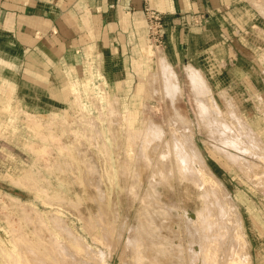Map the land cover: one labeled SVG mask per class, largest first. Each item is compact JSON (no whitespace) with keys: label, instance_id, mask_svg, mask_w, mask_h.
<instances>
[{"label":"rangeland","instance_id":"1","mask_svg":"<svg viewBox=\"0 0 264 264\" xmlns=\"http://www.w3.org/2000/svg\"><path fill=\"white\" fill-rule=\"evenodd\" d=\"M248 1L249 0H246L244 2V9L247 14H249V18H251L252 21L248 23L247 30L242 32V34L240 33V37L248 47L244 48L242 46L243 48L239 49L241 53L235 56L238 62L236 65L237 70L233 71L229 65H221L219 61H216L213 52L205 55L203 58L204 64H202L201 67H197L201 68L202 72L205 74L215 98L217 100L219 99L218 96H220L221 91H226L232 96L239 104L240 111L246 123L249 124L248 126L264 142V16L259 13L257 9L252 7L250 1ZM258 3L264 8V0H259ZM150 47L152 50L158 49V46L156 47L155 44L147 38L143 48H140L141 52L138 54L135 61L137 73L136 86L125 87L120 92L115 91L114 88L106 84L101 78L100 71L94 68L93 64L86 66L78 76L71 78V90H69L66 103L62 104V106L66 108L59 114H56L58 117H55L54 123L52 120L55 115L35 117L19 113L15 108H7L0 113V264L13 263L12 260L14 259L11 258L15 257V250L18 248L13 245V243H15L12 242L13 235L15 241L17 238L20 244L26 241V243H36L33 245L36 247H38V243L41 245L43 243L49 248H53L54 245L55 248L57 247L59 249L58 251L56 248L57 252H60V257L67 259L66 261L62 259L63 263L66 264H85L86 262H90L91 264H184L186 260L182 258L187 256H189V260L187 257V262H192L189 247L197 249L200 246L197 242L192 244L190 239L192 235H189L190 233L186 230L184 226L186 223L184 222H192L194 219L195 221L197 220L196 211L201 210L206 205V202H203L204 198H202L201 193L207 190L202 186H200V189L197 183L187 180L183 176L179 177L181 175L177 173L178 170H175L177 169L175 168V164L173 166L175 160L173 161L169 154V146L173 143L172 137L174 138L175 136V138H179L178 133L180 134L181 132L180 127L177 125L178 122L170 117L171 114L175 113V115H181L183 118L190 120L189 125L193 130L196 144L205 156L212 171L222 180L229 190L231 200L234 203L233 205H235L237 209L235 206L234 208L236 211L239 210L237 212L242 216V227L250 244L249 247L253 264H264V174L261 175L262 171L264 172V168H262L261 174L259 175L262 177V179H259L260 182L257 183V179L249 177L250 182L245 175H241V170L233 168L217 153L214 145L218 142L213 139L209 142L208 136L205 134L206 131L202 130V126H200L201 124H199L196 118L197 110L196 108L194 109V107H197L195 105L196 100L194 98L195 96L190 94L192 90L185 84L182 72L183 66L172 64L178 73L180 82V91H174L176 93L179 92L176 96L175 94L173 95L172 91V93L170 92L171 95L170 93L167 94V99L168 97L170 99L166 100V94L163 90L159 95L152 93L147 80V77H149L154 69L150 57L147 54V50ZM161 49H164L163 46ZM218 58L217 56V59ZM235 63L236 62H232L231 64ZM148 71L150 73H148ZM73 81H77L78 94L73 91ZM95 84L99 88L102 87V95L97 93L99 89H97ZM187 90L191 91L188 92ZM105 94L109 99L104 97ZM170 96H174L176 99ZM105 98L109 100V102L110 100L113 101L111 104L113 103V113L116 116H112L117 118L115 121L119 119L118 121L112 122L114 118L112 119V117L109 116L111 114L108 110L109 105L106 106V104L110 103H108ZM115 99H117L118 102ZM115 101L118 103L117 105ZM219 105L222 107L221 103H219ZM171 106H173L174 109ZM170 110L171 113L169 114ZM148 116L151 119L153 118L152 120H156L154 122L157 124L151 128L152 131L149 130L150 135L155 136V141L156 139L157 141H153L154 143L151 142L150 144L146 143L149 142L153 136L147 139L145 143H141V138H133V136H131L133 132L137 133L145 130L143 125H145L146 120L150 119ZM121 117L124 118L122 119ZM120 118L121 120L125 119L124 122L121 121ZM121 123L123 126L120 125ZM195 123H197V125ZM27 125L30 126V128H28ZM108 131H110V134ZM174 133L177 134V136L174 135ZM101 138L104 141L100 140ZM146 138L147 137H145V139ZM158 139L161 140L158 141ZM168 139H171L172 143H170ZM103 142H105L104 144L106 145H103ZM212 142L215 143L213 144ZM245 142H243V145H245ZM144 147L146 148L143 149ZM141 151L144 153V158L142 157ZM161 153H168L170 158H160V162H158ZM237 154L245 159L253 160L259 165L261 163L244 154ZM168 161L172 163H168L169 166L166 165L167 168L165 165L161 166L157 164V162L167 163ZM261 164L263 167L264 163ZM152 172H155V175H153L154 173ZM165 173L173 175L170 178L169 176L166 178L164 175ZM85 174L87 175L84 176ZM160 174H163L161 175L162 177H160ZM242 174L244 173L242 172ZM87 176L89 177L87 178ZM139 177L143 179L141 180ZM153 177L155 178L153 179ZM179 178L182 180H178ZM251 179H253V181ZM90 180L93 182V185ZM158 181H162V183ZM155 182H158L156 183V187L154 184ZM150 183L154 185L155 188ZM158 184L161 185L158 186ZM202 188H204V190H202ZM259 188L262 189V191ZM148 198L152 200L150 201ZM208 199L206 200L208 201ZM158 205H160V207ZM100 213L102 216H100ZM37 216H39V218ZM175 216L177 218H175ZM58 217H60L62 221ZM223 217L226 219L227 214L225 216L223 215ZM106 218H108V220H106ZM149 218L150 220H148ZM88 219H90L89 222ZM230 219H232V217ZM230 219L227 217L226 221ZM53 220H57V222L55 223ZM58 220L60 221L58 222ZM90 221L93 223L91 222V224ZM215 221H217L215 223L216 225L220 224V221ZM166 222H168V224ZM230 222L231 220L228 223L230 224ZM99 223H102L103 226H101V224L100 227ZM106 223L108 224L107 227ZM169 223L173 224L171 225ZM55 225L60 226L61 230H59V232L57 231L59 227H57L58 229L56 230ZM92 225H94L96 230ZM152 225L156 227H152ZM65 226H68L67 230ZM85 226H91L87 228L92 230H85ZM165 227L166 229H164ZM99 228H102V230ZM120 228L121 230H119ZM223 228L224 226H219L218 228L217 226L214 227L218 232ZM65 231L67 234H70L67 235ZM72 232L74 233L72 234ZM41 233L43 236L45 235L43 241L42 237H40ZM62 233H65V235H67L66 237H72V240H69L71 239L70 237L68 240L67 238L65 239V235L61 236ZM16 235L18 236L16 237ZM93 236L96 237L94 238ZM49 237L52 239L49 240ZM21 238L22 241L24 238L23 242H21ZM73 239L75 243L77 241H82V245H87H83L86 249V253L82 252L85 251L84 249L80 250L79 254H83H78V257H74L69 253L71 248L70 244L73 250L77 251L76 247H74L75 243L72 244ZM98 239L102 242L99 243L100 240ZM187 239L190 240L188 241ZM50 241L52 242L49 243ZM167 241L169 243H167ZM19 242L16 243V246L17 244L20 245ZM55 242L58 245H55ZM65 242L67 246L64 245ZM60 243L61 246H59ZM78 243L80 244V242ZM189 243H191V246H188ZM111 244L112 247H110ZM206 245H208V243L204 246ZM62 246H64V248ZM109 247L111 250H109ZM177 253H179V255ZM188 253L189 255H187ZM217 255L219 256L218 253L214 254V256ZM86 258L90 259L87 260ZM177 259L180 262H178ZM202 259L204 260V257H202L201 260ZM99 260L101 262H98ZM208 260H210V257ZM212 260L213 258H211V261ZM187 262L186 264H188Z\"/></svg>","mask_w":264,"mask_h":264},{"label":"crops","instance_id":"2","mask_svg":"<svg viewBox=\"0 0 264 264\" xmlns=\"http://www.w3.org/2000/svg\"><path fill=\"white\" fill-rule=\"evenodd\" d=\"M245 1L0 0V113L59 114L71 78L90 64L115 91L135 87V61L149 38L146 8L163 17L171 64L201 67L213 52L236 71L235 56L248 47L240 33L252 21Z\"/></svg>","mask_w":264,"mask_h":264},{"label":"bare ground","instance_id":"3","mask_svg":"<svg viewBox=\"0 0 264 264\" xmlns=\"http://www.w3.org/2000/svg\"><path fill=\"white\" fill-rule=\"evenodd\" d=\"M250 1V5L252 7H254L255 9H257L259 11V13H261L263 16H264V8L258 3L257 0H249ZM248 1V2H249ZM261 3V2H260ZM147 54L149 55L150 57V60L152 62V65H153V70L152 72L150 73L148 71V73H150L149 77H147V80H148V85L150 86L151 90H152V93L155 94V95H159L161 93V91L163 90V92L166 94L165 98L166 100L170 99L168 97L167 99V94H169L170 92L172 93L173 91V95L175 94H178L176 93L178 90H179V85H180V82H179V78H178V73L176 72V70L174 69V67L172 66V64L170 63V61L168 60L166 54L164 53L163 49H161L160 47H158L157 50H152L151 47L148 48L147 50ZM223 63V61H222ZM222 65V64H221ZM150 66V65H149ZM184 68L182 69V72H183V78H184V81H185V84L187 86H189V89H191V93L190 94H193L194 98H195V105L197 107H194V109L196 108V118L197 120L199 121V124H201L200 126H202V130L206 131V136L208 139H209V142L210 140L212 141L213 140H216L218 143L215 146V150L217 151V153L226 160V162H228L233 168H235L236 170H241L244 174H242L241 172V175H245L247 178L248 181H250L249 177L251 178H254V179H257V183L260 182L259 179H262V177H260L259 175L261 174V171H262V168H264V166L262 167L261 163H264V142L255 134V132L248 126L249 124L246 123L245 121V118L244 116L242 115V112L240 111V107H239V104L236 102V100L230 96L226 91H221L220 93V96H218V100L215 98L214 96V93L207 81V78L205 76V74L202 72V70L198 69V67H194L193 65L191 64H186L183 66ZM93 75V74H92ZM99 77V76H98ZM96 80V79H95ZM77 81H73L72 83V87H73V91L75 93H77L78 91V87H77ZM102 84V83H101ZM70 85V84H69ZM96 85V84H95ZM94 85V86H95ZM103 85V84H102ZM100 85V86H102ZM106 85V84H105ZM86 86V85H85ZM93 86V87H94ZM97 86V85H96ZM104 86V85H103ZM90 88V86H89ZM102 88V87H101ZM97 86V89H99L97 91L98 94L102 95L103 93V89H101ZM104 88V87H103ZM149 89V88H148ZM185 89V88H184ZM188 89V88H186ZM71 90V89H70ZM94 90V89H93ZM150 90V89H149ZM176 90V92H174ZM225 90V89H223ZM180 91V90H179ZM182 91V89H181ZM188 91V90H187ZM188 91V92H190ZM93 92V91H92ZM94 93V92H93ZM151 93V92H150ZM170 93V95H171ZM78 94V93H77ZM218 95V94H217ZM109 96V95H107ZM153 96V95H152ZM164 96V95H163ZM178 96V95H177ZM192 96V95H191ZM104 97H106V94L104 95ZM113 97V96H112ZM117 97V96H116ZM171 98L174 97V96H170ZM97 98V97H95ZM107 98V97H106ZM105 98V99H106ZM164 98V99H165ZM175 98V97H174ZM103 99V97H102ZM109 99V98H107ZM106 99V100H107ZM112 99V98H111ZM114 99V98H113ZM176 99V98H175ZM117 101V99H115ZM157 100V99H156ZM192 100V99H191ZM98 101V99H97ZM105 101V100H104ZM115 101V102H116ZM159 101V100H158ZM198 101V102H197ZM108 103L110 104H106L109 105L108 106V110H109V113H111L109 116L112 117V119L114 118L113 116L115 115L113 112H114V106L111 104V101L109 102V100H107ZM118 102V101H117ZM116 102V105L118 104ZM171 104H172V101L170 100ZM219 103L222 104V107L219 105ZM115 104V103H114ZM115 105V106H116ZM194 105V106H195ZM168 107V106H167ZM166 107V108H167ZM173 109L174 107L171 106ZM119 108V107H118ZM116 109V108H115ZM176 111V110H175ZM174 112V111H173ZM177 112V111H176ZM105 113V112H104ZM116 113V111H115ZM171 113V110L169 112V114ZM18 114V113H17ZM107 114V113H106ZM120 114V113H118ZM122 114V113H121ZM176 114V113H175ZM175 114H171L170 117L173 118V120L177 121L178 122V127H180L181 129V132L180 134L178 133V136L179 138H174L172 137V142H171V139L169 140L170 143H172V145H170V149L168 147V149L170 150L169 151V154L170 156L172 157V160L174 161L175 160V163H173V166L175 164V170H178L177 173L180 174L181 176L179 177H184L186 178L187 180H191L193 181L194 183H197V185H199V188L200 186L202 187H205L207 191H205L204 193H201L200 195L202 196V198H204L203 202H206V205L199 211H196L197 212V220L195 221H186L184 223H186V225H184L186 227V230L190 233L189 235H192L190 238L191 241H192V244L194 242H197L199 244L200 247H198L197 249L196 248H193V247H189V250H190V257L192 258V262L188 261L187 262V257H188V260H189V256L187 257H183L182 259L186 260V262L189 264H253V261H252V255H251V251H250V244H249V241L247 240L246 238V235H245V232L243 230V227H242V216L239 214V210L236 211V206L233 205L234 203L232 202L231 200V195H230V192L229 190L227 189V187L224 185V183L222 182V180L212 171V169L210 168V166L208 165L207 161H206V158L205 156L203 155L202 151L200 150L199 146L196 144L195 142V139H194V133H193V130L191 128V126L189 125L190 124V120L189 119H186V118H183V116L181 115H175ZM20 115V114H19ZM113 115V116H112ZM125 115V114H124ZM123 115V116H124ZM108 116V115H107ZM116 116V115H115ZM55 117H58V116H54L53 117V120L52 122L54 123L55 122ZM90 117V116H89ZM101 117V116H100ZM149 117V116H148ZM18 118V117H17ZM23 118V117H22ZM27 118V117H26ZM93 118V117H92ZM102 118V117H101ZM109 118V117H108ZM122 118V117H121ZM120 118V120H121ZM124 118V117H123ZM122 118V119H123ZM150 118V117H149ZM195 118V117H194ZM111 119V118H110ZM109 119V120H110ZM115 119L117 118H114L112 122H116L118 120L115 121ZM146 119V118H145ZM153 119V118H152ZM151 118L149 120H146L145 121V125H143V127L145 128V130L143 131H139L137 133H132L131 136H133V138H141L140 141L141 143H145L147 142L146 140L151 138V136L153 135H150L149 133V130H151V128L153 126H155V122L156 120H152ZM166 119V118H165ZM20 120V119H19ZM125 120V119H124ZM124 120H121L124 122ZM168 120V119H167ZM189 120V121H188ZM196 120V121H197ZM141 121V120H140ZM158 121V120H157ZM197 121V122H198ZM64 122V121H63ZM91 122H94V121H91ZM142 122V121H141ZM111 123V122H110ZM118 123V122H117ZM126 123V122H125ZM175 123V122H174ZM29 124V123H27ZM119 124V123H118ZM193 124V123H192ZM197 125V123H195ZM97 125V124H96ZM122 125V123L120 124ZM119 125V126H120ZM126 125V124H125ZM157 125V124H156ZM28 126V125H27ZM94 126V125H93ZM123 126V125H122ZM141 126V124H140ZM31 127H34V126H31ZM109 128L111 126H108ZM126 127V126H125ZM142 127V126H141ZM157 127V126H156ZM169 127V126H168ZM193 127V126H192ZM28 128H30V126H28ZM36 128V127H34ZM112 128V127H111ZM199 128V127H198ZM156 129V128H155ZM167 129V128H166ZM39 130V129H38ZM141 130V129H140ZM162 130V129H161ZM178 130V129H177ZM200 130V129H199ZM154 131V129H153ZM157 131V130H156ZM168 131V130H167ZM180 131V130H179ZM97 132V131H96ZM101 132V131H99ZM109 134H110V131H108ZM173 132V131H172ZM201 132V131H200ZM37 133V132H36ZM40 133V132H39ZM115 133V132H114ZM161 133V132H160ZM159 133V134H160ZM167 133V132H166ZM100 134V133H99ZM162 134V133H161ZM204 134V135H205ZM94 135V134H93ZM113 135V133H112ZM173 135V133H172ZM174 135L177 136V134L174 133ZM41 136V135H40ZM39 137V136H38ZM128 137V136H127ZM145 137H147L145 139ZM155 136H153L151 138V140L149 142H147L146 144H150L151 142L154 143L157 141H155ZM162 137V136H161ZM42 138V137H41ZM46 138V137H45ZM129 138V137H128ZM131 138V137H130ZM160 138V136H159ZM99 139V138H98ZM46 140V139H45ZM97 140V139H96ZM100 140H103L102 138ZM112 140V139H111ZM132 140V139H131ZM161 140V139H158V141ZM163 140V138H162ZM104 141V140H103ZM137 141V140H136ZM154 141V142H153ZM215 141V142H216ZM246 141V142H245ZM95 142V141H94ZM101 142V141H100ZM168 142V141H167ZM168 142V143H169ZM214 142V143H215ZM243 142H245L243 145ZM105 142H103V145H106L104 144ZM133 143V142H132ZM160 143V142H159ZM213 143V142H212ZM213 143V144H214ZM138 144V143H137ZM136 144V145H137ZM98 145V144H97ZM100 145V144H99ZM140 145V144H139ZM163 145V144H162ZM165 145V144H164ZM167 145V143H166ZM169 145V144H168ZM142 146V145H141ZM140 146V147H141ZM149 146V145H148ZM147 146V147H148ZM152 146V145H151ZM164 147V146H163ZM136 148V147H135ZM142 148V147H141ZM146 147H144L143 149H145ZM154 148V147H153ZM152 148V149H153ZM160 148V146H159ZM64 149V147H63ZM66 149V148H65ZM151 149V150H152ZM147 150H150V149H147ZM166 150V148H165ZM104 151V150H103ZM164 151V150H163ZM154 152V151H153ZM152 152V153H153ZM148 153V152H147ZM237 153H240L241 155L244 154L252 159H256V161L258 160L260 163L257 164V162H254L253 160H249V159H245L243 158L242 156L238 155ZM136 154V153H135ZM141 154H142V157L144 158V153L143 151H141ZM140 154V155H141ZM170 156L168 155V153L166 154H163L161 153V157L158 158V162H160V158H170ZM109 157V156H108ZM137 158V157H136ZM142 158V159H143ZM148 158H149V155H148ZM162 159V160H163ZM165 161V160H164ZM163 161V162H164ZM151 162V161H150ZM157 164H160L161 166L162 165H165V167L167 168L168 163H172L171 161H168L167 163H158ZM146 164V163H145ZM156 164V165H157ZM167 165V166H166ZM172 165V164H171ZM150 166V165H149ZM148 167V166H147ZM164 167V166H163ZM172 167V166H171ZM93 168V167H92ZM160 168V166H159ZM162 168V167H161ZM173 168V167H172ZM79 169V168H78ZM147 169V168H146ZM154 169V168H153ZM163 169V168H162ZM169 169V168H168ZM171 169V168H170ZM157 170V169H156ZM165 172H166V169L164 168ZM93 171H94V168H93ZM92 171V172H93ZM167 171H170V170H167ZM174 171V170H173ZM158 172V171H157ZM138 173V172H137ZM154 173L153 175H155V172H152ZM160 173H161V170H160ZM173 173V172H172ZM90 174V173H89ZM109 174V172H108ZM145 174V173H144ZM264 172L262 171V174L263 175ZM87 174H85L84 176H86ZM93 175V174H92ZM138 175V174H137ZM152 175V176H153ZM161 175L163 174H160V177H162ZM165 177L167 178L169 176V178L173 175V174H170V173H165L164 174ZM157 176H158V173H157ZM89 176H87L88 178ZM91 177V176H90ZM142 177V176H141ZM144 177V176H143ZM156 177V176H155ZM153 177V179L155 178ZM164 177V176H163ZM260 177V178H259ZM93 178V177H92ZM138 178V176H137ZM140 178V177H139ZM149 178V177H148ZM264 178V177H263ZM84 179V178H83ZM86 179V178H85ZM141 179V178H140ZM139 179V180H140ZM143 179V178H142ZM141 179V180H142ZM164 179V178H163ZM181 178H179L178 180H180ZM184 179V180H186ZM87 180V179H86ZM84 180V181H86ZM92 180V179H91ZM90 180V181H91ZM114 180V179H113ZM147 180V179H146ZM175 180V179H174ZM182 180V179H181ZM180 180V181H181ZM253 181V179H251ZM152 181V180H151ZM164 181V180H163ZM166 181V180H165ZM179 181V182H180ZM255 181V180H254ZM255 181V182H256ZM263 181V180H261ZM92 182V181H91ZM96 182V181H95ZM145 182V181H144ZM149 182V181H148ZM159 182V181H158ZM158 182H155V187H156V183ZM188 182V181H187ZM251 182V181H250ZM86 183V182H85ZM152 183V182H151ZM150 183V184H151ZM159 183H162L159 182ZM253 183V182H252ZM95 184V183H94ZM98 184V183H97ZM153 184V183H152ZM151 184V185H152ZM255 184V183H254ZM260 184V183H259ZM87 185L89 186L88 182H87ZM92 185H93V182H92ZM149 185V184H148ZM161 185V184H158V186ZM100 186V185H99ZM140 186V185H139ZM154 187V185H152ZM166 186V185H165ZM171 186V185H170ZM195 186V185H194ZM258 186V185H257ZM92 187V186H91ZM94 187V186H93ZM96 187V186H95ZM154 187V188H155ZM196 187V186H195ZM98 188V187H97ZM153 188V189H154ZM163 188V187H162ZM172 188V187H170ZM198 188V189H199ZM263 188V187H262ZM157 189V188H156ZM165 189V187H164ZM201 189V188H200ZM260 189V188H259ZM202 190H204V188H202ZM201 190V191H202ZM262 191V189H260ZM42 191V190H41ZM168 191V190H167ZM153 192V191H151ZM156 192V190H155ZM172 192V190H171ZM264 192V190H263ZM157 193V192H156ZM162 193V192H161ZM149 194V193H148ZM150 195V194H149ZM162 195V194H161ZM167 195V194H166ZM199 195V197H200ZM144 196V195H143ZM159 196V195H157ZM164 196V195H163ZM101 197V196H100ZM154 197V196H153ZM156 197V196H155ZM161 197V196H160ZM144 198V197H143ZM151 198V197H150ZM168 198V197H167ZM210 198V199H208ZM108 199V197H107ZM149 199V198H148ZM208 199V201L206 200ZM101 200V199H100ZM105 200V199H104ZM150 201L152 199H149ZM147 200V201H149ZM210 200V201H209ZM146 201V202H147ZM155 201V200H154ZM160 201V200H159ZM162 201V200H161ZM145 202V203H146ZM148 203V202H147ZM153 203V202H152ZM160 203H164V202H160ZM156 204V202H155ZM204 204V203H203ZM104 205V203H103ZM101 205V206H103ZM107 205V204H106ZM154 205V204H152ZM111 206V205H110ZM145 206V204H144ZM147 206V205H146ZM151 206V205H150ZM149 206V207H150ZM156 206V205H155ZM160 207V205H158ZM235 206V208H234ZM156 208V207H155ZM165 208V207H164ZM163 208V209H164ZM168 208V207H166ZM172 208V207H171ZM100 209V208H99ZM105 209V208H104ZM142 209V208H141ZM170 209V207H169ZM175 209V208H174ZM103 210V208H102ZM117 210V209H116ZM173 210V209H172ZM184 210V209H183ZM104 211V210H103ZM154 211V209H153ZM113 212H114V209H113ZM143 212V210H142ZM158 212V211H157ZM168 212V211H167ZM184 212V211H183ZM187 213V212H185ZM38 214V213H37ZM104 214V213H103ZM107 214V213H106ZM150 214V213H149ZM155 214V213H154ZM168 214V213H167ZM166 214V215H167ZM180 214V213H179ZM178 214V215H179ZM196 214V213H195ZM212 214V215H211ZM215 214H216V217H215ZM227 214V217L230 219L232 217L231 222L230 224L228 223L230 220L226 221V219L223 217V215L225 216ZM96 215V214H95ZM110 215V213H109ZM148 215V214H147ZM151 215V214H150ZM171 215V214H170ZM183 215V214H182ZM97 216V215H96ZM100 216L101 213H100ZM39 218V216H37ZM95 217V216H94ZM98 217V216H97ZM116 217V216H115ZM154 217V216H153ZM156 217V215H155ZM184 217V216H183ZM186 217V216H185ZM213 217V218H212ZM56 218V217H55ZM54 218V219H55ZM60 219V217H58ZM88 218V217H87ZM90 218V217H89ZM100 218V217H99ZM98 218V220H99ZM158 218V217H157ZM171 218V217H170ZM175 218H177L175 216ZM53 219V218H52ZM95 219V218H94ZM101 219V218H100ZM120 219V218H119ZM152 219V217H151ZM174 219V218H173ZM188 220H190L189 218H187ZM61 220V219H60ZM58 220V222L60 221ZM87 220V219H86ZM90 219H88V222H89ZM92 220V218H91ZM96 220V219H95ZM106 220H108V218H106ZM150 220V218L148 219ZM172 220V218H171ZM185 220V219H184ZM215 220H218L220 221V224L216 225L215 223L217 221ZM27 221L29 222V220L27 219ZM39 221V220H38ZM55 221V220H53ZM62 221V220H61ZM101 221V220H100ZM142 221V219H141ZM154 221V220H153ZM177 221V220H176ZM180 221V220H179ZM182 221V220H181ZM31 222V221H30ZM57 222V220L55 221V223ZM92 221H90L91 223ZM119 222V221H118ZM122 222V221H121ZM156 222V221H155ZM154 222V223H155ZM40 223V222H39ZM89 223V225H90ZM93 223V222H92ZM91 223V224H92ZM98 223V222H97ZM168 224V222H166ZM183 223V224H184ZM191 223V224H190ZM42 224V223H41ZM44 224V223H43ZM62 224V223H61ZM102 224V223H101ZM99 223V226L101 225ZM147 224V222H146ZM152 224V223H151ZM158 224V223H157ZM171 224V223H169ZM173 224V223H172ZM171 224V225H172ZM229 224V226H228ZM39 225V224H38ZM84 225H85V221H84ZM107 223H106V227H107ZM116 225V224H115ZM162 225V223H161ZM181 225V224H180ZM56 227V230L58 229L57 227H59V229L57 230L59 232L60 229V226H57L55 225ZM103 226V224L101 225ZM100 226V227H101ZM164 226V224H163ZM217 226V228L219 226L223 227V229H221L219 232L218 230H215L214 227ZM85 230L86 229H89L87 227H91V226H85ZM92 227L94 228V225H92ZM105 227V228H106ZM115 227V226H114ZM124 227V226H123ZM134 227V226H133ZM142 227V226H141ZM152 227H156L154 225H152ZM172 227V226H171ZM45 228V227H44ZM62 228V227H61ZM66 230L68 229V226L66 227ZM147 228V227H146ZM159 228V227H158ZM161 228V227H160ZM170 227L168 226V229ZM181 228V227H180ZM21 229V228H20ZM95 229V228H94ZM102 230V228H99ZM115 229V228H114ZM151 229V228H149ZM166 229V227L164 228ZM176 229V228H175ZM220 229V228H219ZM71 230V229H70ZM89 230H92V229H89ZM88 230V231H89ZM96 230V229H95ZM110 230H111V227H110ZM121 230V228L119 229ZM163 230V229H162ZM170 230V229H169ZM185 230V229H184ZM183 230V231H184ZM223 230V232H222ZM41 231V230H40ZM64 231V230H62ZM73 231V230H72ZM104 231V230H103ZM109 231V230H107ZM182 231V233H183ZM71 232V231H70ZM102 232V231H101ZM110 232V231H109ZM114 232V231H113ZM119 232V231H118ZM123 232V231H122ZM152 232V231H151ZM156 232V231H155ZM158 232V231H157ZM187 232V233H188ZM217 232V233H216ZM21 233V232H20ZM43 233V232H42ZM40 235V237H42V241L44 240V236ZM45 233V232H44ZM66 233V231H65ZM65 233L61 234V236L65 235ZM74 232H72L73 234ZM106 233V232H104ZM108 233V232H107ZM133 233V232H132ZM150 233V231H149ZM153 233V232H152ZM170 233V232H169ZM175 233V232H174ZM212 233H215V234H212ZM53 234V233H52ZM67 234V233H66ZM70 233H68L67 235H69ZM111 234V233H109ZM115 234V233H114ZM118 234V233H117ZM144 234V233H143ZM160 234V232H159ZM167 234V233H166ZM67 235H65V239L67 238V240L69 239L70 236L66 237ZM75 235V234H74ZM91 235V234H90ZM95 235V234H93ZM104 235V234H103ZM112 235V234H111ZM109 235V236H111ZM116 235V234H115ZM141 235V234H140ZM154 235V234H153ZM174 235V234H173ZM184 235V234H183ZM188 235V234H187ZM18 235H16L17 237ZM20 236V235H19ZM48 236V235H47ZM53 236V235H52ZM97 236V235H96ZM95 236V237H96ZM107 236V235H106ZM108 236V237H109ZM157 236V235H156ZM163 236V235H162ZM169 236V235H167ZM175 236V235H174ZM173 236V237H174ZM177 236V235H176ZM28 237V236H27ZM53 237H56V236H53ZM75 237V236H73ZM94 237V236H93ZM92 237V238H93ZM94 237V238H95ZM117 237V235H116ZM138 237V236H137ZM155 237V236H154ZM159 237V235H158ZM190 237V236H189ZM39 238V237H38ZM47 238V237H46ZM57 238V237H56ZM71 239L69 240H72V237H70ZM76 238V237H75ZM104 238V237H103ZM169 238V237H167ZM52 239V238H51ZM50 237H49V240H51ZM60 239V238H59ZM64 239V238H63ZM77 239V238H76ZM111 239V238H110ZM117 239V238H116ZM154 239V238H153ZM162 239V238H161ZM189 239V240H190ZM14 240V241H13ZM13 240L12 242H15L13 243L14 247H18L17 250H15L16 252V255L15 257H12L11 259H14L12 260L13 263L11 261H9L10 263L12 264H66V263H63V257L61 258L60 257V252H57V249L55 248V246L53 245V248H49L47 245L45 246L43 243L42 245L40 243H38V247L36 246H33L34 244L36 243H26V241H24V238H23V241H22V238L20 239L21 243L19 242V240L16 238V241L19 242L20 245L17 244L16 246V242L15 239H14V235H13ZM28 240V239H27ZM35 240V239H34ZM56 240V239H55ZM66 240V241H67ZM81 240V239H80ZM100 240V239H98ZM109 240V239H108ZM112 240V239H111ZM155 240V239H154ZM171 240V239H170ZM169 240V241H170ZM188 240V239H187ZM188 240V241H189ZM208 240V242H207ZM213 240V241H212ZM30 241V240H29ZM57 241V240H56ZM75 240L73 239L72 241V244L75 243L74 242ZM104 241V239H103ZM106 241V240H105ZM115 241V240H114ZM129 241V240H128ZM131 241V240H130ZM183 241V240H182ZM181 241V242H182ZM213 243H212V242ZM28 242V241H27ZM40 242H41V239H40ZM52 241H50L49 243H51ZM64 242V241H63ZM80 242V244L78 243ZM82 241H77L75 244H74V247H76L77 251L76 250H73L71 244H70V251L69 253L72 254V256L74 257H78V254L80 252L81 249H84L85 251H82V252H85L86 253V249H85V245L83 246L81 244ZM102 242L101 240L99 241V243ZM107 242V241H106ZM154 242V241H153ZM152 242V243H153ZM158 242V241H157ZM211 242V244H210ZM58 243V242H57ZM71 243V241H70ZM83 243V242H82ZM116 243V242H115ZM161 243V242H160ZM167 243H169L167 241ZM206 246H204L205 244H207ZM40 244V245H39ZM46 244V243H45ZM110 244V243H109ZM113 244V243H112ZM112 244L110 247H112ZM132 244V243H131ZM144 244V243H143ZM156 244V243H155ZM163 244V243H162ZM175 244V243H174ZM191 243H189L188 246H191L190 245ZM55 245H58L56 244L55 242ZM66 245V242L65 244ZM103 245V244H102ZM119 245V244H118ZM134 245V243H133ZM138 245V244H137ZM157 245V244H156ZM167 245V244H166ZM40 246V247H39ZM61 246V243L60 245ZM58 246V247H59ZM67 246V245H66ZM65 246V248H66ZM87 246V245H86ZM127 246V245H126ZM144 246V245H143ZM153 246V244H152ZM187 246V245H185ZM198 246V245H197ZM64 248V246H62ZM61 247V249H62ZM109 247V250H111ZM208 247V248H207ZM60 248V247H59ZM89 248V246H88ZM91 248V247H90ZM200 248V249H199ZM60 249V250H61ZM75 249V248H74ZM94 249V248H93ZM133 249V248H132ZM151 249V248H150ZM181 249V248H180ZM183 249V248H182ZM188 249V248H187ZM199 249V250H198ZM92 250V248H91ZM115 250V249H114ZM207 250V251H206ZM59 251V249H58ZM63 251V250H62ZM66 251V250H65ZM152 251V250H151ZM150 251V252H151ZM155 251V249H154ZM161 251V250H160ZM158 251V252H160ZM188 251V250H187ZM64 252V251H63ZM92 252V251H91ZM94 252V251H93ZM112 252V251H111ZM156 252V251H155ZM176 252V251H175ZM185 252V251H184ZM11 253V252H10ZM66 253V252H65ZM67 253V254H69ZM164 253V252H163ZM171 253V252H170ZM219 254V256H214V254ZM12 254L14 255V253L12 252ZM11 254V255H12ZM64 254V253H63ZM70 254V255H71ZM80 254H83V253H80ZM79 254V255H80ZM88 254V253H87ZM90 254V253H89ZM92 254V253H91ZM94 254V253H93ZM96 254V253H95ZM133 254V253H132ZM131 254V255H132ZM166 254V252H165ZM179 255V253H177ZM69 255V256H70ZM86 255V254H85ZM97 255V254H96ZM100 255V254H99ZM123 255V254H122ZM174 255V254H173ZM185 255V254H184ZM189 255V253L187 254ZM68 256V255H67ZM65 256V257H67ZM124 256V255H123ZM133 256V255H132ZM145 256V254H144ZM171 256V255H170ZM214 256V257H213ZM73 257V258H74ZM82 257V256H81ZM90 257V256H88ZM95 257V256H94ZM167 258H169L168 256H166ZM204 257V260L201 258ZM207 257V258H206ZM210 257V260H208V258ZM71 258V257H70ZM72 258V259H73ZM93 258V257H92ZM91 258V259H92ZM99 258V257H98ZM123 258V257H121ZM175 258V257H174ZM173 258V260H174ZM211 258H213V260L211 261ZM63 259V260H62ZM71 259V260H72ZM76 259V258H75ZM78 259V258H77ZM83 259V258H81ZM87 260H89L88 258H86ZM96 259V257H95ZM170 259V258H169ZM176 259V258H175ZM67 259H65L66 261ZM93 260V259H92ZM98 260V259H97ZM101 260V258H100ZM98 261V262H101V261ZM103 260V259H102ZM142 260V258H141ZM74 261V260H73ZM79 261V259H78ZM94 261V260H93ZM104 261V260H103ZM172 261V260H171ZM178 261V259H177ZM175 261V262H177ZM183 261V260H182ZM71 262V261H70ZM75 262V261H74ZM77 262V260H76ZM124 262V261H123ZM135 262V260H134ZM139 262V261H138ZM173 262V261H172ZM180 262V261H178ZM186 262H184V264H186ZM90 263V262H89ZM88 262H86L85 264H89ZM140 263V262H139ZM143 263V262H142ZM9 264V263H8ZM68 264V263H67ZM69 264H72V263H69ZM74 264V263H73ZM84 264V263H83ZM91 264V263H90ZM101 264V263H100ZM170 264V263H169Z\"/></svg>","mask_w":264,"mask_h":264},{"label":"built area","instance_id":"4","mask_svg":"<svg viewBox=\"0 0 264 264\" xmlns=\"http://www.w3.org/2000/svg\"><path fill=\"white\" fill-rule=\"evenodd\" d=\"M145 11L149 24V38L155 45L162 46L164 41L163 17L159 12L152 10L151 8H146Z\"/></svg>","mask_w":264,"mask_h":264}]
</instances>
